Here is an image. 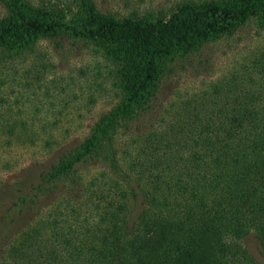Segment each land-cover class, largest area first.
Instances as JSON below:
<instances>
[{
	"label": "trees",
	"instance_id": "1",
	"mask_svg": "<svg viewBox=\"0 0 264 264\" xmlns=\"http://www.w3.org/2000/svg\"><path fill=\"white\" fill-rule=\"evenodd\" d=\"M5 8L0 61L67 35L111 65L121 99L80 142L0 188L7 213L35 206L60 177L78 184L83 164L99 160L110 171L72 187L77 203L65 199L17 241L0 233L2 264H264V53L182 100L169 119L150 117L170 64L251 21L264 31V0H181L167 21L104 13L93 0H10ZM137 121L117 149L119 164L118 129ZM102 139L108 154L99 152Z\"/></svg>",
	"mask_w": 264,
	"mask_h": 264
},
{
	"label": "rangeland",
	"instance_id": "2",
	"mask_svg": "<svg viewBox=\"0 0 264 264\" xmlns=\"http://www.w3.org/2000/svg\"><path fill=\"white\" fill-rule=\"evenodd\" d=\"M8 1L0 0V20L6 14L5 2ZM93 1L104 13L124 18L151 13L163 15L167 21L174 5L181 0ZM263 53L264 31L251 21L233 36L205 44L197 55L172 62L161 79L150 117L169 119L182 100L207 90L210 83L226 77L232 68ZM120 99L121 90L111 65L91 44L67 35L39 39L22 59L0 61V126L8 125V129L0 127V188L14 182L22 168L38 167L40 160L48 161L69 145L80 142L92 123ZM141 122L129 124L132 129H118L121 133L112 145L115 153ZM122 134L125 137L121 138ZM100 146L102 154L111 151L105 139ZM117 156L122 164L119 152ZM104 170L109 174L99 160L83 164L76 172L78 182L86 184ZM74 180V176L60 177L45 196L39 197L35 206L32 200L28 208L18 206L7 213L0 211V216L1 212L4 214L0 233H6L10 242L17 241L21 233L40 224L48 212L63 205L65 199L68 204L77 203L79 199L76 201L78 196L72 187L80 189V184H75ZM137 210L134 206V213ZM245 244L255 251L251 236L246 238Z\"/></svg>",
	"mask_w": 264,
	"mask_h": 264
}]
</instances>
